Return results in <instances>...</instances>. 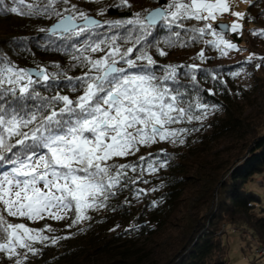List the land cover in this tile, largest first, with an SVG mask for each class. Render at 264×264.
Listing matches in <instances>:
<instances>
[{
    "label": "snow or ice",
    "instance_id": "1",
    "mask_svg": "<svg viewBox=\"0 0 264 264\" xmlns=\"http://www.w3.org/2000/svg\"><path fill=\"white\" fill-rule=\"evenodd\" d=\"M243 2L251 6L250 0ZM12 4L8 7L5 0H0V11L19 16L54 15L58 22L48 29L52 37H83L69 47L73 61L86 69L76 85L82 94L75 100L59 94L40 97L43 103L37 110L27 112L22 105L10 106L8 110L0 106V254L13 264H26L29 254H39L35 245L55 246L71 237L55 235L50 225L37 229L22 222L13 223L12 219H70L68 229L90 220L89 212L108 208L110 199L124 186L138 182L129 179V170L135 172L139 167L142 172L146 164L148 172L155 173L167 167V160L151 154L139 157L137 164L116 163L117 158L134 156L141 148L159 143L183 145L189 129L173 126L206 118L209 105L189 103L185 107L180 89L169 86L168 82H177L178 69L183 66L166 65L161 69L162 75L156 74L155 69L161 66L149 53L148 38L161 25L169 30L170 35L162 41L164 47H156L158 56L165 57L166 48L184 47L211 35L214 39L207 44L227 57L231 51L242 50L225 38L224 30L217 31L210 22L229 14L235 20L225 30L242 35L239 21L245 14L233 10L234 0H167L155 10L105 24L70 0H12ZM60 4L68 7L61 10ZM117 7L131 4L129 0H118ZM100 14H104L103 10ZM192 20L204 22V26L187 28L184 22ZM105 26L123 27L128 33L90 38L94 30ZM182 32L187 40L182 39ZM252 35L264 36V31ZM124 43L132 46L122 47ZM97 53L103 54L97 58L93 55ZM204 58V52H199L198 59ZM255 58L254 54L249 55L246 63ZM187 67L192 73L198 70L196 64ZM52 79L44 67L29 72L8 64L0 69V89L16 94L19 86L21 97L31 98V85ZM191 79L195 81L196 76L191 75ZM35 95L40 96L39 92ZM193 107L202 114L194 115ZM160 155L166 153L161 150ZM142 194H146L145 190L138 189L137 198Z\"/></svg>",
    "mask_w": 264,
    "mask_h": 264
},
{
    "label": "trees",
    "instance_id": "2",
    "mask_svg": "<svg viewBox=\"0 0 264 264\" xmlns=\"http://www.w3.org/2000/svg\"><path fill=\"white\" fill-rule=\"evenodd\" d=\"M250 1L251 6L245 17L251 26L248 35L253 43H264V36L252 35L253 32L264 31V0ZM35 2L40 3L41 0ZM129 2L131 7L121 8L117 7L118 0H70L81 11L97 17L105 24L132 18L135 13H146L162 6L167 0ZM5 4L8 7L14 6L12 0H5ZM65 7L68 5H58L61 10ZM102 10L103 15L100 14ZM56 21L58 17L54 15L19 16L0 11V69L8 64L25 70L44 67L54 77L48 83L41 81L31 85V98L21 97L19 86L16 94L0 89L3 92L0 95V106L6 110L10 106L15 108L22 105L25 112L36 111L43 103L40 97L50 98L59 94L75 100L82 94V89L76 85L86 69L73 61L69 46L78 44L84 38L60 40L52 37L48 29ZM184 23L187 28L204 26V22L194 20ZM161 29H157L148 38L151 41L149 53L161 66L155 69L156 74L162 75L161 69L166 65L183 66L178 69L177 82H168L169 86L180 89L185 107L189 103H205L209 105L208 110L217 109L222 112L224 117L215 119L214 130L219 137L232 136L226 142V151L217 155L198 151L187 155L179 151L160 155L161 151L157 150L151 154L152 157L167 160V167L159 169L155 174L156 191L139 196L143 200L141 208L135 209L134 204L139 199L136 196L137 190L142 189L143 182L148 180L146 164L142 172L139 167L135 172L129 170V179L138 182L124 186L110 199L108 208L89 212L91 219L83 225L68 229L70 219L59 222L50 219L43 226L37 225V222L12 219L13 223L22 222L37 229L50 225L55 235L71 237L61 240L55 246L35 245L39 254H29L26 264H76L89 251L101 256L104 259L102 264H229L228 254L214 258L226 248L222 241L223 226H232L242 235H249L248 238L255 239L258 246L264 244V208L260 207L262 199L258 194L246 190L249 181L257 174L264 173V124L260 127L252 121V116L244 115L240 103L248 93L237 84V77L242 72L249 71L251 77H256L263 70L264 60L260 57H264V52L249 49L240 35L223 33L242 51L249 49L247 56L254 54L256 58L250 63H246V58L230 64L220 63V52L207 44L211 35L184 47L166 48L168 55L160 57L156 47L163 48L162 41L170 35L169 30L162 25ZM127 33L128 29L123 27L117 29L105 26L94 30L90 38ZM182 39H188L183 32ZM131 46L122 44V47ZM201 51L204 52L203 61L198 59ZM102 54L93 55L98 58ZM192 64L198 65L195 73L187 67ZM193 74L196 76L195 81L191 79ZM214 75L216 79L212 78ZM36 92H39V97L35 95ZM193 114L202 113L193 107ZM123 159H116L115 162L139 163V157ZM7 167L4 165V168ZM153 202H156L155 207ZM258 208L261 211H257ZM136 239L144 240V243L129 245ZM0 264L13 262L0 254Z\"/></svg>",
    "mask_w": 264,
    "mask_h": 264
},
{
    "label": "rangeland",
    "instance_id": "3",
    "mask_svg": "<svg viewBox=\"0 0 264 264\" xmlns=\"http://www.w3.org/2000/svg\"><path fill=\"white\" fill-rule=\"evenodd\" d=\"M251 3V1H250ZM249 3L243 2V0H234L233 10L242 12L246 14L248 12ZM245 17L243 20L239 21L243 26V34L240 35L247 42L249 49H254L258 51L264 52V43L252 42L250 40V36L248 35V30L250 29V25L246 22ZM235 20V17H232L229 14H225L224 16L218 18L216 21H212L213 28L216 29V25L220 23H228L229 25ZM261 27L260 25H258ZM256 26L255 28H258ZM264 28V27H262ZM217 30V29H216ZM219 31V30H218ZM224 33V32H223ZM230 33V32H229ZM228 34V33H224ZM225 36V35H224ZM226 39L230 40L227 36ZM211 39L214 37L211 36ZM248 39V40H247ZM232 43L234 41L230 40ZM251 41V43L249 42ZM239 47V46H238ZM249 49H245L241 53L237 54L236 51H231L229 56H222L219 59V62L222 64H230L238 61L239 59H247L249 56ZM243 55V56H242ZM258 62V61H257ZM238 86L242 87L243 90H246L248 96H245L243 101H241L242 111L245 116H252V121L255 124H258L260 127L264 124V68L262 71L258 72L256 77H251V73L249 71L242 72L237 77ZM247 97V98H246ZM224 115L219 110H208V114L206 118L202 121L193 120L191 123L184 121L181 124L174 125L176 128H187L189 129V134L185 137V143L180 145L179 143H159L153 145L149 148H141L138 153L134 156H130L132 158H138L141 156H146L150 154H154L157 150H163L164 153H171L172 151L181 152L182 155L190 154L191 152H201L205 154L217 155L226 151V142L232 139V136L227 135L226 137H219L215 125V119H222ZM260 123V124H259ZM264 131V127H262ZM121 159V158H117ZM125 159V158H124ZM123 159V160H124ZM155 173L147 172L146 182H143L142 189L145 190L146 194L153 193L152 189H156L154 186V177ZM246 190L252 191L258 194L262 202L260 203V207L264 208V173L257 174L253 180L249 181L246 184ZM144 196V195H143ZM143 200L141 198L135 200L134 208H141L143 205ZM145 201V200H144ZM135 208V209H136ZM261 209V208H260ZM259 208L257 211H261ZM50 221V219H44L37 222V225H46V223ZM86 221L80 223L83 225ZM121 232V231H120ZM119 232V233H120ZM222 241L226 245V248L220 253V255L215 256L216 259L219 256L225 257L227 254L229 256V264H264V244L262 246H258L256 240L252 238H248V236L242 235L239 231H237L232 226H223L221 230ZM219 233V235L221 234ZM140 242L142 245L144 240L138 241L133 240L129 245H136ZM120 245V244H117ZM120 247V246H119ZM104 259L97 254H93L92 252H88V255H84L81 259L76 261V264H102Z\"/></svg>",
    "mask_w": 264,
    "mask_h": 264
},
{
    "label": "water",
    "instance_id": "4",
    "mask_svg": "<svg viewBox=\"0 0 264 264\" xmlns=\"http://www.w3.org/2000/svg\"><path fill=\"white\" fill-rule=\"evenodd\" d=\"M159 7H160V6H159ZM156 8H158V7H155V8H153V9H151V10H155ZM90 17L95 18L96 20H98V21H100V22L102 23V21H101L100 19H98L97 17L92 16V15H91ZM57 22H58V21H56V22H54L53 24H51L50 27H49V29L52 28ZM226 25H229V24H228V23H220V24H217V25H216V29L219 30V31L224 30V31H223L224 33H229V32H227V31L225 30V26H226ZM48 34L50 35L49 32H48ZM36 70H37L36 68H29V69H27V71H29V72H34V71H36Z\"/></svg>",
    "mask_w": 264,
    "mask_h": 264
}]
</instances>
